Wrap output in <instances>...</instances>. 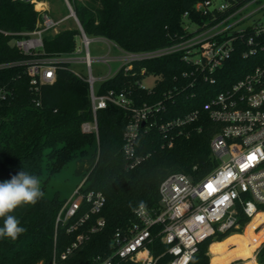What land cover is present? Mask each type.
Returning a JSON list of instances; mask_svg holds the SVG:
<instances>
[{
	"label": "trees",
	"instance_id": "obj_1",
	"mask_svg": "<svg viewBox=\"0 0 264 264\" xmlns=\"http://www.w3.org/2000/svg\"><path fill=\"white\" fill-rule=\"evenodd\" d=\"M67 1L88 38H105L126 52L139 53L179 41L185 36L184 14L202 21L196 16L194 5L205 0H86L88 5L80 0ZM248 1L237 0L239 4ZM37 22L38 13L31 2L0 0V64L18 63L0 70V90L5 92V97L0 98V182L21 171L41 181L44 168L51 177L76 161V172L87 176L84 190L102 193L105 204L72 233L68 232L69 227L89 211L88 204L82 206L76 218L58 226L57 216L67 201L58 193L50 199L43 196L35 205L17 207L11 214L26 232L15 241L0 238V264H49L54 257L58 264H95L98 256L110 255L114 235L127 231L134 223V211L142 202L146 208L158 206L159 187L167 177L182 173L197 181L212 171L215 161L209 146L214 124L209 122L202 133L190 138L177 137L172 147H166L157 130L155 114L141 129L137 141V153L147 158L136 167L127 168L123 152L130 121L127 111L109 104L96 113L97 133H84L82 125L94 120L89 84L71 70L69 63L57 65L53 83L32 87L27 66L21 64L31 56L16 47L15 41L22 38L21 33L33 32ZM79 35L78 29L46 34L43 56L73 55ZM251 62L235 55L226 66L225 82L213 86L195 82V74L184 77L185 72L193 70L177 55L137 61L131 70L122 68L102 81L95 92L125 93L136 107L163 102L166 110L158 118L167 122L202 108L213 95L246 72ZM147 76L155 78L151 89L142 88ZM99 219L104 220V227L91 233ZM262 220L264 215H258L243 234H234L242 233L249 221L241 215L239 229L218 233L200 244L190 264H211L208 246L213 242L219 243L210 247L212 264H243L241 260L232 261L243 259L239 253L247 242L255 246L264 238V229L255 232ZM79 235L88 239L61 259ZM257 249L250 247L246 253L254 254ZM255 256L256 264H264V243Z\"/></svg>",
	"mask_w": 264,
	"mask_h": 264
},
{
	"label": "built area",
	"instance_id": "obj_2",
	"mask_svg": "<svg viewBox=\"0 0 264 264\" xmlns=\"http://www.w3.org/2000/svg\"><path fill=\"white\" fill-rule=\"evenodd\" d=\"M14 1L35 3L41 14L36 29L21 33L22 38L15 41L16 47L31 56L21 64L27 66L32 87L38 89L39 85L53 83L59 63L82 64L89 76L83 78L75 74L89 84L94 115L92 122L82 125V131L97 133L96 113L109 104L127 111L130 121L123 144L127 168L132 169L147 158L137 153V141L141 129L155 114L157 130L166 147H172L177 137L190 138L194 133H202L209 122L214 124L209 146L215 161L212 171L197 181L182 173L167 177L159 187L158 206L136 208L134 223L127 231L116 232L110 255L98 256L95 264H120L124 261L134 264H190L200 244L218 233L239 229L241 215L249 219L244 228L256 216L264 215V0H250L244 4H239L237 0L197 2L194 12L202 17V21L192 20L185 13V36L170 46L156 50L130 53L102 38L121 53L119 57L108 53L99 59L109 67L110 63H120V69L129 71L134 62L177 55L193 70L185 72L184 77L195 74V82L213 86L225 82L226 66L235 55L252 61L247 64L246 72L213 95L202 108L167 122H160L158 118L166 110L163 102L136 107L125 93L110 91L104 95L96 94L94 83L97 79L92 75L95 59L89 53L91 39L84 33L70 4L71 15L80 32L78 38L84 48L76 49L75 53L85 50L83 59L43 56V37L64 20L56 21L47 14L46 0ZM17 64H0V70ZM115 74L110 71L103 81ZM142 88L146 87L142 85ZM4 97L5 92L0 90V98ZM86 179L87 176L57 216L58 226L76 218L84 204L89 205V211L69 227L68 232L71 233L77 231L90 215L99 213L105 204L102 193L84 190ZM104 225V220L99 219L91 233L101 230ZM261 229H264V220L255 232L259 233ZM87 239L79 235L61 259H66ZM51 264H58L56 257Z\"/></svg>",
	"mask_w": 264,
	"mask_h": 264
},
{
	"label": "rangeland",
	"instance_id": "obj_3",
	"mask_svg": "<svg viewBox=\"0 0 264 264\" xmlns=\"http://www.w3.org/2000/svg\"><path fill=\"white\" fill-rule=\"evenodd\" d=\"M40 1L43 2L44 0H40ZM217 1L219 3L221 2V0H217ZM80 2H83L87 5L89 4L88 1L86 0H80ZM32 5L34 7V10L38 13V19H39L41 14L39 10L36 8V6L37 7L39 6L35 3H32ZM44 5L46 6L47 14L50 15L54 20L56 21L64 20L54 30H51L50 32L47 33L49 36H53L58 32H61L66 29H77V22L71 15L69 3L67 0H46ZM90 39H91V43L89 46V53L91 57L95 59L92 65V75L97 79L94 83V86L95 89H98L103 79H105L109 75V72L111 71V74L113 75L120 69L121 66L120 63H110V67H109L108 65L102 63L99 59L101 57L106 56L108 53L110 56L113 57H119L121 56V53L116 48H114L111 43L104 41L102 38L90 37ZM76 49H80V50L84 49L81 40L78 37L76 39ZM85 55L86 52L84 50L81 53H75L74 55L69 56V58L72 60L83 59ZM69 66L74 73H77L81 77L87 78L89 76L88 71L82 64L71 62ZM154 82H155L154 77L147 76L143 81V85L144 87L151 89L154 86ZM76 169H77V162L72 161L61 172L56 173L51 177H49L46 168H44V174L41 180V187H43L42 190L45 193L44 196L50 199L53 198L56 193H58L61 199L68 201L74 195L76 189L82 184L85 178V175L78 174L76 172ZM245 229L246 228L243 229L242 233H234V234H243ZM214 243H219V242H213L208 246V254L210 256L211 264H212L211 261L212 256L210 253V247ZM263 243H264V238L260 239V241L255 246L249 245L247 242L243 250H241L239 253V256L243 259H237L232 262L241 260L243 264L245 263L256 264L255 254ZM250 247H255L258 249L254 254H248L246 253V249Z\"/></svg>",
	"mask_w": 264,
	"mask_h": 264
},
{
	"label": "clouds",
	"instance_id": "obj_4",
	"mask_svg": "<svg viewBox=\"0 0 264 264\" xmlns=\"http://www.w3.org/2000/svg\"><path fill=\"white\" fill-rule=\"evenodd\" d=\"M44 195L40 179L26 171L18 172L11 179L0 182V219H3L0 238L15 241L26 232L20 220L11 213L21 205H35ZM144 207L142 202L140 208Z\"/></svg>",
	"mask_w": 264,
	"mask_h": 264
},
{
	"label": "water",
	"instance_id": "obj_5",
	"mask_svg": "<svg viewBox=\"0 0 264 264\" xmlns=\"http://www.w3.org/2000/svg\"><path fill=\"white\" fill-rule=\"evenodd\" d=\"M76 17V16H75ZM143 126H144V124H143ZM49 264H51V263H49Z\"/></svg>",
	"mask_w": 264,
	"mask_h": 264
},
{
	"label": "snow or ice",
	"instance_id": "obj_6",
	"mask_svg": "<svg viewBox=\"0 0 264 264\" xmlns=\"http://www.w3.org/2000/svg\"><path fill=\"white\" fill-rule=\"evenodd\" d=\"M209 187H211V186H209Z\"/></svg>",
	"mask_w": 264,
	"mask_h": 264
}]
</instances>
